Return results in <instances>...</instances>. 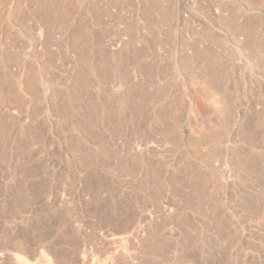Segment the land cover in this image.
<instances>
[{"label":"rangeland","instance_id":"rangeland-1","mask_svg":"<svg viewBox=\"0 0 264 264\" xmlns=\"http://www.w3.org/2000/svg\"><path fill=\"white\" fill-rule=\"evenodd\" d=\"M0 264H264V0H0Z\"/></svg>","mask_w":264,"mask_h":264},{"label":"bare ground","instance_id":"bare-ground-1","mask_svg":"<svg viewBox=\"0 0 264 264\" xmlns=\"http://www.w3.org/2000/svg\"><path fill=\"white\" fill-rule=\"evenodd\" d=\"M247 24H248V23H247ZM244 25H246V24H244ZM247 26H248V25H247ZM247 26H245V27H246V28H245V32L247 31V30H246V29H247ZM250 27H252V26L249 25V28H250ZM242 28L244 29V26H242ZM252 29H253V28H252ZM250 31H251V29L248 30L247 32H250ZM247 32H246V33H247ZM250 33L252 34V32H250ZM250 33H249V34H250ZM254 33H255V32H254ZM249 34H247V35H249ZM251 34H250V36H252V35L254 36V34H252V35H251ZM249 39H250V38H249ZM252 41H253V40H252ZM186 60H187V59H186ZM184 61H185V60H184ZM187 61H188V60H187ZM261 61H262V60H261ZM188 62H190V61H188ZM188 62H187V63H188ZM258 64H259V63H258ZM186 65H187V64H186ZM188 66H189V65H188ZM188 66H187V67H188ZM189 68H190V66H189ZM209 96H210V97L212 96V100H213V102H214V98H213L214 95H209ZM210 97H209V98H210ZM218 97H219V99H220L221 96H218ZM215 98H217V97H215ZM215 102H216V100H215ZM217 102H218V98H217ZM217 102H216V103H217ZM220 102H221V100H220ZM216 103H215V104H216ZM217 104H219V102H218ZM223 114H224V113H223ZM221 116H224V115H221ZM223 119H224V117H223ZM223 119H222V121H223ZM225 120H226V118H225ZM225 120H224V121H225ZM222 121H220V122L222 123ZM225 122H227V120H226ZM226 124H227V123H226ZM223 125L226 126L225 124H223ZM221 126H222V125H221ZM222 127H223V126H222ZM221 129H222V128H221ZM223 129H224V128H223ZM217 135H218V134H217ZM216 141H217V143H218V141H219L218 138H216ZM217 143H215V145H216Z\"/></svg>","mask_w":264,"mask_h":264}]
</instances>
